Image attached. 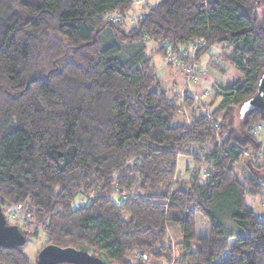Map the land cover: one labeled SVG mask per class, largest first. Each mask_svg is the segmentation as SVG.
<instances>
[{"label": "trees", "instance_id": "1", "mask_svg": "<svg viewBox=\"0 0 264 264\" xmlns=\"http://www.w3.org/2000/svg\"><path fill=\"white\" fill-rule=\"evenodd\" d=\"M135 1L0 0V203L35 223L25 243L41 227L47 243L85 244L113 264H131L132 250L170 260V230L186 264H264V217L247 202L261 182L237 174L245 152L264 156L252 132L264 111L239 113L242 141L232 113L264 72V16L250 0H157L124 28ZM149 40L188 64L225 43L221 62L242 78L207 112L162 87ZM179 154L196 163L186 181ZM22 247H0V262L36 264Z\"/></svg>", "mask_w": 264, "mask_h": 264}, {"label": "rangeland", "instance_id": "2", "mask_svg": "<svg viewBox=\"0 0 264 264\" xmlns=\"http://www.w3.org/2000/svg\"><path fill=\"white\" fill-rule=\"evenodd\" d=\"M146 1H149L150 3L156 2L157 0H136L133 3L132 9L128 12L126 16L121 17L120 24L127 28L129 27L135 20L136 14L142 4H144ZM250 6L252 9L258 14V16L262 17L264 16V0H250ZM113 20H116L119 18L118 15L111 16ZM111 18V19H112ZM107 32L105 33V35ZM225 43H217L213 45L208 53L203 55L201 57L200 63L195 64V69L198 71L199 79L195 82L188 83L187 82V76H186V69H187V62H180L177 58V55L175 54H169L168 56H161L159 54H156V45L153 41L149 40L146 42V54L151 58L152 64L154 65L156 69L157 76L161 82L162 87L168 91V93H180L185 90H188L189 93L194 96L195 101L199 104H202L205 106L204 110L207 112H210L211 108L215 106V104L218 102V98H216L215 94L220 92V88L217 86L216 90H212L213 88L209 85L207 86L209 88L208 90H199L200 92L195 93L193 87L196 86V84L201 81L203 78L206 77V70L211 67L212 70L216 69L213 67L209 62L211 60H216V62L219 64V66L224 69L223 77L222 79H218L217 82L220 83L221 80L223 81L224 86L231 85L233 82H235L238 79L242 78L241 73H239L236 69H234L232 66L222 63L220 61L219 55L222 54V51L229 52L230 48L224 47ZM228 46V45H227ZM131 48V47H130ZM130 50V49H129ZM191 51V49L188 48L187 52ZM129 53V52H128ZM128 53H125L124 56H127ZM207 64V66H206ZM209 66V67H208ZM208 67V68H207ZM218 70V69H217ZM219 75H217V78ZM213 79V78H211ZM207 91V95L200 96L199 99L196 98L195 95L201 94V92ZM172 92V93H171ZM185 93V92H183ZM181 98L183 94H178ZM208 97V98H207ZM211 103V105H210ZM210 105V106H209ZM233 113V119L234 123L233 125L240 129V120H239V107H235L232 111ZM185 116H188L185 114ZM253 134H255L257 137L259 136L263 145L264 150V123H259L255 127L252 128ZM244 132L240 129L239 133L237 134V137L240 141L244 139ZM259 139V140H260ZM191 157V156H190ZM186 155H180L177 157V164H176V174L180 176L181 181H186L189 178V171L196 168V163ZM246 164V166L250 167L253 171V173H256L257 176H262L264 178V156H262V153L260 154H252L249 152H245L243 158L241 159ZM241 162V161H240ZM237 167V174L238 177H243V170L241 165H238ZM241 168V169H240ZM262 168V170H261ZM261 170V171H257ZM259 177V178H260ZM259 200H263L264 202V196H257ZM247 200L250 201L251 198L247 197ZM77 203L84 204L88 203L87 198L82 195H78L75 199ZM256 204L259 206L258 201ZM3 207V211L11 224H18L22 229L26 230L28 233H32L35 229V223L27 221L26 217L24 216L23 211L16 207L9 206L8 204H5ZM264 209V207L262 208ZM260 209H256L255 214L260 215ZM124 217H127L125 214ZM205 222L207 225V232L208 231V223L206 219L200 215H196V232L198 235L201 234L199 227L200 224ZM37 233L33 237H29L26 243L22 247V251L28 256V258L31 260L32 263H35L36 261V255L37 252L45 245L47 244V237L45 236L43 230L41 227H38ZM174 230H170L168 232L170 236V244L172 247V257L171 259L162 258L159 260H153L152 258H148L145 255L141 256V253L137 252V250L129 251L127 254L128 259H130L131 264H186V262L179 256V251L177 247V238L176 235L173 234ZM178 235L180 236L179 231ZM223 258H228V253L225 252L223 255Z\"/></svg>", "mask_w": 264, "mask_h": 264}, {"label": "water", "instance_id": "3", "mask_svg": "<svg viewBox=\"0 0 264 264\" xmlns=\"http://www.w3.org/2000/svg\"><path fill=\"white\" fill-rule=\"evenodd\" d=\"M264 111V72L258 80L254 96L243 102L239 108L240 117L251 109ZM25 243V233L18 224L9 223L0 203V247L16 248ZM0 264H5L0 262ZM36 264H113L103 251H97L85 244L60 246L45 244L36 255Z\"/></svg>", "mask_w": 264, "mask_h": 264}, {"label": "crops", "instance_id": "4", "mask_svg": "<svg viewBox=\"0 0 264 264\" xmlns=\"http://www.w3.org/2000/svg\"><path fill=\"white\" fill-rule=\"evenodd\" d=\"M156 45V44H155ZM226 52V51H225ZM208 53V52H207ZM218 57H220V61H221V55H219ZM212 61H216V60H211L209 63H211ZM206 66H207V64H206ZM209 67V66H208ZM207 67V68H208ZM223 73H224V69L223 70H217L216 69V71H215V69L214 70H212L211 69V67H209L207 70H206V77L205 78H203L201 81H199L197 84H196V86L195 87H193V89L195 90L194 92L195 93H198V92H200L199 90H208L209 91V88L207 87V86H211L213 89L212 90H216V87L218 86L219 88H221V87H224V85H222L223 84V81L221 80V82L220 83H218L217 82V80L218 79H222V77H223ZM217 75H219L218 77L219 78H217ZM211 78H213V79H211ZM183 92H185V91H183ZM183 92H180V93H176V94H183ZM172 93V92H171ZM172 94H175V93H172ZM191 94V93H190ZM192 95V94H191ZM209 95V94H208ZM207 95V96H208ZM209 97V96H208ZM207 97V98H208ZM258 138L260 139V137L258 136ZM260 141H261V139H260ZM262 143V142H261ZM262 147H263V145H262ZM182 156V155H184V154H179L177 157H179V156ZM187 157H190V156H188V155H186ZM191 159H192V157H190ZM193 160V159H192ZM176 164H177V160H176ZM240 165H241V167L243 168V174H250L251 176H253L257 181H260L261 182V186H262V194H260V195H257V196H264V178H262V176L260 177V176H257L256 175V173H253V171H252V169L250 168V167H248V166H246V164L243 162V160H241V162H240ZM261 170H262V168H261ZM261 170H257V171H261ZM260 177V178H259ZM257 196H248V197H250L251 198V200L250 201H248L247 200V202L251 205V206H253V208H254V210L256 211V209H260V215L259 216H261V217H264V209H262L263 207H264V202H263V200L261 199V200H259L258 198H257ZM258 201V203H259V206L256 204V202ZM207 221V220H206ZM208 223V222H207ZM207 225H206V223L205 222H203V223H201L200 224V227H199V230H200V232H201V234L200 235H198L197 234V232H196V235L198 236V237H203V236H208L209 235V232H207ZM195 230H196V226H195ZM197 231V230H196ZM208 231H209V226H208ZM171 232H173V234L174 235H176V237L178 238H180V239H177V241L176 242H179L180 240H181V235L179 236L178 235V232H177V230H174V231H171ZM232 239H230L229 240V244H231L232 243Z\"/></svg>", "mask_w": 264, "mask_h": 264}, {"label": "built area", "instance_id": "5", "mask_svg": "<svg viewBox=\"0 0 264 264\" xmlns=\"http://www.w3.org/2000/svg\"><path fill=\"white\" fill-rule=\"evenodd\" d=\"M203 45V41H195V42H191L190 43V49H191V52L192 54L199 48ZM195 64L193 63H189L187 65V69H186V76H187V82L188 83H191V82H195L199 79V76H198V71L195 69ZM207 95V91H203L201 92V94H197L195 95L197 99H199L200 96H205Z\"/></svg>", "mask_w": 264, "mask_h": 264}]
</instances>
